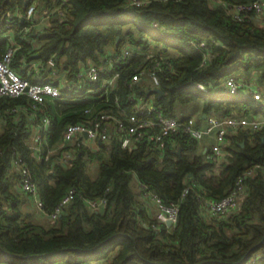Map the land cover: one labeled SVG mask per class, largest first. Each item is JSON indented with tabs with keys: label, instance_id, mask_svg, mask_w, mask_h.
<instances>
[{
	"label": "trees",
	"instance_id": "16d2710c",
	"mask_svg": "<svg viewBox=\"0 0 264 264\" xmlns=\"http://www.w3.org/2000/svg\"><path fill=\"white\" fill-rule=\"evenodd\" d=\"M4 1L0 55L10 44L2 35L12 29L17 50L11 67L22 77L57 84L54 70L74 80L79 70L95 64L104 67L101 78L115 72L119 78L103 96L86 98L64 89L60 98L43 104L25 95L0 98V264H251L254 258L264 264V128L227 135L218 156H191L198 141L182 132L162 147L140 141L122 148L113 136L106 143L70 142L48 160L44 156L61 142L69 124L103 112L125 118L123 113L136 111L139 99L152 101L167 115H176L177 105L199 101L206 114L264 116L251 97L222 91L225 80L240 71L264 93V21L257 16L238 21L230 12L253 0H152L129 7L128 0H37L36 13L48 15L42 29L23 18L36 0ZM6 20L12 21L10 29H4ZM150 42L167 60L158 71L160 98L144 85L130 86L133 76L152 67L151 58L137 53L112 70L104 64L127 43L145 51ZM51 58L54 67L48 65ZM36 60L40 71L30 73L28 64ZM199 83L211 92L199 90ZM45 116L50 124L43 152L37 154L29 142ZM64 150L73 155L66 163L59 159ZM17 157L18 167L26 168L37 186L45 214L74 189L57 219L41 224L26 215L30 199L20 186ZM95 161L92 177L89 165ZM251 168L237 208L227 215L210 214L206 201L225 197ZM138 184L164 203L179 205L173 229L157 219V210L150 213ZM101 198H106L104 206H89Z\"/></svg>",
	"mask_w": 264,
	"mask_h": 264
},
{
	"label": "built area",
	"instance_id": "2783aa9c",
	"mask_svg": "<svg viewBox=\"0 0 264 264\" xmlns=\"http://www.w3.org/2000/svg\"><path fill=\"white\" fill-rule=\"evenodd\" d=\"M2 0H0L1 2ZM152 0H128L127 6H144ZM167 1V0H160ZM217 2L218 0H211ZM37 8V0L28 5L23 15L24 20L33 24ZM233 17L242 21L247 16H257L264 21V0H253L248 3H241L233 6L230 9ZM12 21L6 20L4 29H10ZM27 30V29H26ZM200 48L206 47L204 41L200 42ZM148 50H143L141 46L125 44L116 54H109L105 61L112 70L115 64L126 62L134 54H139L152 59V67L148 70H143L140 75L133 76L130 81V86L135 84L144 85L143 80L147 78L151 88H159L160 80L158 71L162 64L167 63L165 57L161 53H155L153 44L150 42ZM17 50L13 41L6 52L0 55V98L2 97H19L27 96L34 104H43L47 99H58L63 95V90H70L75 94H86V98L93 94L103 96L107 90L116 86L119 73L115 72L110 76L101 78V71L104 67L90 64L87 67L78 71L74 80H69L67 84L61 86L55 83H40L31 82L29 79L22 77L12 67L11 63L14 54ZM50 67L55 66L54 59L48 60ZM199 90L210 93L208 87L204 84H197ZM223 92L229 95H246L251 97L255 102L259 103L264 108V93L260 87L253 81L244 78H236L229 76L223 87ZM88 112V110L86 111ZM125 118L112 116L107 113H100L91 119H84L78 123L69 124L61 142L54 148L49 149L45 153V159L57 153L59 149L64 148L70 142L81 140L82 143L90 142H108L113 136L116 137L122 148H129L140 141H149L157 144L159 147L164 146L167 138L172 137L177 133H183L191 139L197 141L203 140L206 137H213L215 142L210 147V152L213 156L223 154V146L225 145L227 135L230 131L246 130L249 132H257L264 128V119L246 118L244 116L230 117H211L204 126L196 123L193 117L185 119L178 118L175 115H167L157 108L152 101L139 99L136 105V111L125 114ZM41 127L35 134L31 149L37 154H42L43 143L46 140V131L50 124V118L45 116L41 120ZM87 134V137L84 134ZM60 161L69 162L73 159L70 151L64 150L60 157ZM21 158L17 157L16 165H19ZM255 168L246 171L238 178L235 187L225 197L218 200H207L206 209L212 215H227L234 211L239 202L240 194L244 190V180L247 176L254 173ZM20 171V186L22 190L34 197L39 209L42 210V202L38 199V191L35 182L30 173L24 167L19 168ZM141 196L145 200L151 201L157 209V219L166 224L168 229H173L178 220L179 205L177 203L166 204L161 198L150 191L145 185L139 184ZM74 195V189L63 197L55 210L48 214L50 219H57L63 208L71 201ZM106 204V198L89 201V206L93 209L101 208ZM167 222H171L170 225ZM251 264H261L256 258L252 259Z\"/></svg>",
	"mask_w": 264,
	"mask_h": 264
},
{
	"label": "crops",
	"instance_id": "0c3cea01",
	"mask_svg": "<svg viewBox=\"0 0 264 264\" xmlns=\"http://www.w3.org/2000/svg\"><path fill=\"white\" fill-rule=\"evenodd\" d=\"M16 13H18V12H16ZM47 19H48V15L36 13L32 26L34 25L33 27H35L37 29H42L44 27V25L47 24ZM2 36L7 38L9 40L10 44L14 41V35H13V32H12V29L7 30V32L4 33ZM34 56H37V55H34ZM40 66H41L40 61L36 60V61L30 62L28 64V71L30 73L31 72L38 73L40 71ZM54 71H55L54 72V76L58 77L59 76V70H54ZM252 75L255 76L256 72H253ZM245 76H241V77H238V78H244V79L251 80V81L255 82V79H252L249 75L246 76V77ZM56 81H57V84H59L61 86H64L65 84H67V82H69V79L67 78L66 73H65L64 77H59V79L56 80ZM143 83H144L145 88H147V92H148L150 90V88H151L149 80L147 78H144ZM222 91H223V89H222ZM186 105H188V104H186ZM186 105H177L176 108H175V112H176L175 116H177L178 118H181V119H185L187 117H193L196 120V123L198 125H200V126H204L207 123L208 119L211 118V117H222V116H219V115H217L215 113H209V114L204 113L203 112V103L202 102H199L197 107L194 108L193 110H190V109L186 108L185 107ZM242 116H244L246 118H250L251 117V118L264 119V116H262L261 114H259V115H250V116L242 115ZM29 118L31 119L32 117L30 116ZM37 132H38V129L35 128L34 136H35V134ZM235 132L236 131H232L231 130L229 134H232V133H235ZM34 136H33V139H34ZM226 140H227V138H226ZM214 142H215V140H214L213 137H206L203 140L198 141L197 148L191 154V156H193L194 154H198L200 152H204V153L205 152H210V147L214 144ZM29 143L32 145L33 144V140H31ZM86 143H91L92 144L93 142L87 141ZM16 167L19 169L18 165H16ZM137 186L139 188V184ZM137 190L140 193V198L143 201H146L147 206H148V208L150 210V213L152 215H155L156 210H157L155 205L151 201L145 200L141 196L140 188L137 189ZM29 199H30V201H28V203H26L25 206H24V210L26 211V215L31 220H33L34 222H35L36 219L37 220L38 219L39 220H41V219L50 220L49 216H47V214H45V212L43 210L39 209L35 198L29 195ZM38 199H39V197H38ZM32 208L35 209L34 212H32V210L30 211V209H32Z\"/></svg>",
	"mask_w": 264,
	"mask_h": 264
},
{
	"label": "rangeland",
	"instance_id": "374dc122",
	"mask_svg": "<svg viewBox=\"0 0 264 264\" xmlns=\"http://www.w3.org/2000/svg\"><path fill=\"white\" fill-rule=\"evenodd\" d=\"M64 75H65V72H64V70H60L59 71V76L58 77H56V76H54L53 78H54V80H58L59 79V77H64ZM231 76H233V77H236V78H238V77H241V76H245V75H243V73H241L240 71H235ZM246 77V76H245ZM256 83V82H255ZM257 84V83H256ZM199 104V101L198 102H195V103H190V104H188V105H186L185 107L186 108H188V109H190V110H193L194 108H196L197 107V105ZM1 129H2V122H1V120H0V131H1ZM89 172H90V174H91V176L92 177H96V175H97V163H96V161L95 162H92V163H90V165H89ZM28 206V205H27ZM28 209V208H27ZM32 210V212H34V208H32V209H30V211ZM34 215V214H33ZM35 222L36 223H41V224H47V223H49L50 221L49 220H45V219H41V220H35Z\"/></svg>",
	"mask_w": 264,
	"mask_h": 264
},
{
	"label": "water",
	"instance_id": "95a60500",
	"mask_svg": "<svg viewBox=\"0 0 264 264\" xmlns=\"http://www.w3.org/2000/svg\"><path fill=\"white\" fill-rule=\"evenodd\" d=\"M8 1H9V0H5V1H4V4H5L6 2H8ZM119 39H120V38L117 39V42L119 41ZM34 57H38V55H37V56H34ZM147 93H148V94H150V93H155V94L158 95L159 98H160L161 96L164 95V92H163L160 88H151ZM84 136L87 137V134L85 133ZM180 152H181V149L178 150V153H180ZM167 224L170 225L171 222H167Z\"/></svg>",
	"mask_w": 264,
	"mask_h": 264
}]
</instances>
